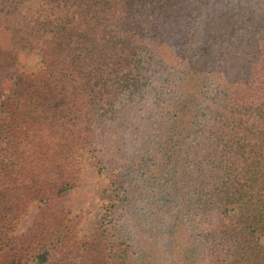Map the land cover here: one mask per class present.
<instances>
[{
	"label": "trees",
	"instance_id": "16d2710c",
	"mask_svg": "<svg viewBox=\"0 0 264 264\" xmlns=\"http://www.w3.org/2000/svg\"><path fill=\"white\" fill-rule=\"evenodd\" d=\"M0 24V178L18 182L0 184V264H26L35 246L37 263L78 264L56 260L64 236L48 221L10 237L7 215L35 197L50 216L78 157L110 158L126 105L161 116L162 249L179 264L186 251L191 264H264V0H0ZM25 51L41 58L31 75L15 69Z\"/></svg>",
	"mask_w": 264,
	"mask_h": 264
},
{
	"label": "rangeland",
	"instance_id": "374dc122",
	"mask_svg": "<svg viewBox=\"0 0 264 264\" xmlns=\"http://www.w3.org/2000/svg\"><path fill=\"white\" fill-rule=\"evenodd\" d=\"M9 43L8 32L0 24V44L6 49L10 48ZM40 66L38 54L25 51L19 55L15 69L31 75L38 72ZM8 78L0 71V87L8 84ZM137 107L126 105L122 114L119 112L112 122L113 131L107 138L111 141L110 158L105 157L99 164L106 148L98 157L86 151L77 158L72 170L74 186L63 198L56 199L50 210H45L50 216H41L40 203L35 197L18 199V204L7 215L8 225L4 227L10 237L29 232L36 220L44 219L52 226L51 232L58 231L61 237L64 236L60 247L64 254H58L56 260L70 257V263L78 264H123V261L125 264H179L178 251L176 254L171 249L163 250L164 244H161L164 233L161 230V187L167 179V176L161 177V173L156 174L157 164L161 161V116L157 112L151 115L146 108L138 111ZM31 113L40 120L49 116L48 120L52 122L48 114ZM0 116H4L1 109ZM110 167L118 168L123 178L130 179L127 184L130 194L124 195L117 188L118 180L113 178ZM0 184L10 187L13 194L17 192L15 179L11 181L2 174ZM111 204H122L120 209L126 210L123 216L119 214L121 210L113 208L116 209L115 216L122 219L109 221L107 211ZM58 225L60 229H57ZM57 236L53 235L55 239ZM131 240L136 244H129V251L123 253L126 246L128 249L126 241ZM2 247L0 243V254L3 253ZM34 249L37 251L36 246ZM34 249L29 258H25L26 264H41L33 259ZM120 254L123 256L119 257ZM198 256L186 251L182 264H191Z\"/></svg>",
	"mask_w": 264,
	"mask_h": 264
}]
</instances>
